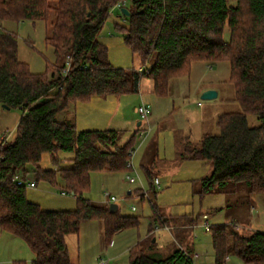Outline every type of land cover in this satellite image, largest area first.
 <instances>
[{"label": "trees", "instance_id": "16d2710c", "mask_svg": "<svg viewBox=\"0 0 264 264\" xmlns=\"http://www.w3.org/2000/svg\"><path fill=\"white\" fill-rule=\"evenodd\" d=\"M127 3L130 15L121 13L125 24H115V29L141 66L149 67L144 77L156 96L168 97L171 81L190 76L194 63L230 64L229 81L241 112L220 116L218 133L205 134L198 147L188 143L181 154L182 160L212 164L201 194L243 184L250 194L264 195V0H0V107L23 113L14 140L0 141V230L26 242L35 254L31 264H73L67 237L78 236L83 223L102 221L106 245L116 233L140 225L138 216L112 213L109 204L85 198L92 173L131 171L129 152L138 133L119 145V131H78L75 124L57 120L71 103L139 93L143 77L136 69L109 63L107 48L99 41L112 10ZM24 21L52 26L46 43L56 62L48 63L42 74L19 60L17 35L2 25ZM252 115L259 126H250ZM61 152L73 154L72 167H39L44 154L58 162ZM29 166L35 168L37 182L58 186L61 181L77 198V208L45 211L31 203L27 188L13 182L15 176L26 177ZM143 171L156 196L153 168ZM135 193L144 203L141 190ZM237 227L234 222L210 226L215 264H227L231 256L264 264V232L243 235ZM129 264L193 263L180 248L158 259L146 255L139 243L129 251Z\"/></svg>", "mask_w": 264, "mask_h": 264}, {"label": "rangeland", "instance_id": "374dc122", "mask_svg": "<svg viewBox=\"0 0 264 264\" xmlns=\"http://www.w3.org/2000/svg\"><path fill=\"white\" fill-rule=\"evenodd\" d=\"M129 6L127 3L125 8ZM121 13V8L116 7L112 10L100 33L99 41L107 48L106 59L114 67L125 70L138 69L141 66L140 60L125 44L122 34L115 29V24H125ZM2 25L8 32L17 35L19 60L28 65L31 72L42 74L46 71L48 63L56 62L54 49L46 43L47 34L52 32L51 24L46 26L43 21H24L20 23L3 22ZM228 36L229 33L226 32L225 37L228 38ZM211 65L212 69H209L208 63H194L190 76L171 81L168 97L156 96L150 91L151 84L148 78L141 79L143 99L151 106L149 122L153 131L139 148L140 137L138 136L133 164L144 183L146 180L144 168L152 167L154 174L159 177L160 188L158 194L154 196L155 208L144 202V215L141 209L132 210L133 206L140 208L141 199L135 193L136 189L140 188V182L130 184L126 179V174H91V189L85 198L94 204L101 205L107 200L105 194L109 193L116 197L117 202L114 204L119 205L121 215L141 216L143 219L139 229L135 228L125 232L126 242L118 244L116 241V248L119 245V248L123 249L130 243L138 242L139 238L145 239L143 236L147 233V216L157 217L162 223L161 226H165L166 223L170 226L175 223H182L185 226L187 225L185 223H196V226L192 227L194 235L192 247L196 253L202 255V260H198V264L202 261L215 264L212 236L205 229L206 223L212 226L234 222L238 225L237 230L243 235L258 229L264 231V195L250 194L248 187L243 184H229L220 193L201 194L202 181L211 174L212 164L181 159L184 147L188 143L192 147H198L205 134L219 132L217 121L220 116L241 112V107L235 99L234 85L229 81L230 64L215 62ZM198 82H200L201 89L207 86L214 87L219 92V96L213 100H203L201 98L203 93H193V87ZM121 98H124L125 104L128 105L126 109L122 107L119 112L116 111L117 97H111L108 101L93 98L92 103H89L90 100L78 102L79 110L76 112V117L79 123L77 128L107 127L105 125L110 114H116L118 123L121 122L123 116L128 123L121 122V124L110 126L122 131L118 144L123 145L135 131L137 121H140L137 110L141 105V97L137 94H128ZM101 114L103 116L105 114V118L98 121ZM22 115L19 109L6 110L0 107V141L4 135L9 141L14 140ZM248 121L251 127L261 124L255 115L249 116ZM69 157H73V154L61 152L57 157L58 162H55L51 154H44L39 167L52 170L57 167L71 166V162L67 160ZM63 191L66 190L61 181L58 186L38 182L37 188H27V199L45 211L76 209L77 198L70 194L63 196ZM129 191H133L134 194L129 196ZM157 215L161 216V219ZM98 226V221L83 223L78 236L67 237L68 254L73 264H78L79 260L80 264H100L102 259L105 260L106 255L99 250V238L104 239L102 235L104 233L102 229L101 232L99 231ZM158 234L161 238L156 236L158 240L155 244L151 243L153 239L149 241L152 249L143 244L145 254L150 257L166 258L178 248L179 244H186L178 239L177 231L172 228L170 232L160 230ZM34 255L23 239L0 230V264H30ZM230 259L231 262L227 264H248L235 256H231ZM127 261H129V254L122 259L120 264H126Z\"/></svg>", "mask_w": 264, "mask_h": 264}, {"label": "crops", "instance_id": "0c3cea01", "mask_svg": "<svg viewBox=\"0 0 264 264\" xmlns=\"http://www.w3.org/2000/svg\"><path fill=\"white\" fill-rule=\"evenodd\" d=\"M140 68H142V66H140L138 69H140ZM208 68L209 69H212V65L211 64H208ZM138 69H136V70H138ZM151 84V83H150ZM141 83H140V91H139V93H136L137 95H140V97H141V104L144 102V103H146L145 101H144V99H143V93L144 92H142L141 91ZM170 88H171V85H170ZM207 90H216L214 87H212V86H207V87H204V88H202L201 89V87H200V82H198V84L196 85V86H194L193 87V93H198V92H200L201 94L203 93V92H205V91H207ZM150 91L152 92V84L150 85ZM217 91V90H216ZM218 92V91H217ZM153 93V92H152ZM170 94V93H169ZM218 96H219V92H218ZM111 97H117V99L118 100H116V102H117V108H116V111H120L121 110V108L122 107H124L125 109H126V107H127V105L128 104H125L126 102H125V100H124V98H121V97H123V96H107V97H93V98H100V99H103V100H106V101H108V99H111ZM92 98V99H93ZM92 99L89 101V103H92ZM78 103V102H77ZM77 103H71L70 105H69V107H68V109H66L65 111H62L61 113H59L58 115H57V120L59 121V122H61V123H73V124H75L76 125V127H78L77 125H78V118L76 117V112L79 110V108H78V104ZM147 104V103H146ZM148 105H150V104H148ZM198 105L199 106H201V104L200 103H198ZM151 107V106H150ZM137 110V109H136ZM137 113H138V110H137ZM139 114V113H138ZM101 117L100 118H98L99 120L98 121H102L104 118H105V114H104V116L101 114L100 115ZM116 114H110V117L108 118V120H107V122H106V125L105 126H107V127H92V128H86V129H78V131H93V130H115V131H119V132H122L120 129H118V128H116V127H110L111 125H114V124H117L118 122H116V121H118V120H116ZM103 117V118H102ZM121 122H124V123H128V120L126 119V118H124L123 116H122V120H120ZM121 122H119L118 124H121ZM140 125H141V123H140V121H137V124H136V129H135V131L130 135V137L134 134V133H138L139 131H140ZM99 126V125H98ZM104 128V129H103ZM153 128V127H152ZM153 131V130H152ZM139 135V134H138ZM129 137V138H130ZM129 138H128V140H129ZM127 140V141H128ZM126 141V142H127ZM146 141V140H145ZM144 141V142H145ZM143 145V144H142ZM141 145V146H142ZM72 159V157H69V159H67V160H71ZM71 162V161H70ZM72 162H71V166H66V167H60V168H70V167H72ZM27 172H28V174L26 175L29 179H31V180H33V181H35L36 182V185L38 186V182L36 181V178H35V176H34V172H35V168L34 167H31V166H29L28 168H27ZM124 174H126V173H124ZM154 177L155 178H159L157 175H155L154 174ZM147 180V179H146ZM145 180V183H144V180L142 179V183H143V185H147L148 184V182ZM146 182H147V184H146ZM131 184V183H130ZM37 186H36V188H37ZM139 189V187L136 189V190H138ZM63 192H66V191H63ZM62 192V193H63ZM129 192H131V195H133L134 194V192L133 191H129ZM129 192H128V194H129ZM158 194V193H157ZM131 195H129V196H131ZM64 196V195H63ZM66 196H69V195H66ZM72 197H74V196H72ZM75 198V197H74ZM103 204H106V202H103ZM144 204L145 203H142L141 202V204H140V208H137V207H135V206H133V207H135L136 208V210L135 211H138V209H141V211H142V215H144V213H145V211H144ZM102 205V204H101ZM118 210H120V207H119V205H118ZM138 217H140V225L142 224V221H143V219H142V217L141 216H138ZM164 217V216H163ZM164 220H165V218H164ZM89 222H92V221H89ZM99 222V226L97 227L98 229H99V231L101 232V229H102V231H103V233H104V224H103V222L102 221H98ZM156 222L157 221H155V218L152 216H147V233H146V235H144L143 236V238H145V239H141V238H139L138 239V242H134V243H130L128 246H124V248L123 249H120L119 248V245H118V248H116V246H117V242H118V244H123L124 242H126V239H127V236H126V231L127 230H123V231H120V232H118V233H116L115 234V236H114V239L111 241V244L109 245V247H106V242H105V234H102L103 236H104V239L103 238H99V242H100V247H99V250H102L103 251V253L102 254H105L106 255V258H105V260H101V262H100V264L102 263V262H106L107 264H120V262L122 261V259L127 255V254H129V251L134 247V246H136L137 244H141L142 246H143V244H146L147 246H149V245H151V244H149V241L151 240V239H153V241H151V243L152 244H155L156 242H157V240H158V238H161L160 237V234H158L157 235V233L161 230V229H159L158 231H156L155 230V224H156ZM165 222H166V220H165ZM88 223V222H87ZM185 224H190V225H183L182 223H175V224H173L172 226H170V225H168L167 223H166V225L167 226H169V227H171L172 229H174L175 231H177V235L179 236V238L178 239H180L183 243H185L186 242V244H179V246H178V248L180 247V246H185V248H187V250L189 251V252H191V253H195V251H194V249H193V247H192V243L194 244V239H193V231H192V227L193 226H196L195 224L196 223H192L191 224V222H189V223H185ZM209 224V223H208ZM140 225H139V227H140ZM211 226V225H210ZM139 227L137 228V229H139ZM187 227V228H186ZM129 230H132V229H129ZM98 231V232H99ZM164 231H166V230H164ZM256 231H261V232H264V231H262V230H260V229H258V230H256ZM253 232H255V231H253ZM158 238H157V237ZM177 239V240H178ZM117 241V242H116ZM150 247V249H152L153 247L152 246H149ZM148 247V248H149ZM144 248V247H143ZM122 250V251H121ZM230 258V257H229ZM35 259V255H34V258H33V260ZM32 260V261H33ZM119 260H121L120 262H119ZM202 260V255H201V258L199 259V261H201ZM32 261H31V263H32ZM229 262H231V259L229 260ZM228 262V263H229ZM30 263V264H31ZM78 264H80V260H79V263ZM126 264H129V261H127V263ZM199 264H208L206 261H202L201 263H199Z\"/></svg>", "mask_w": 264, "mask_h": 264}, {"label": "built area", "instance_id": "2783aa9c", "mask_svg": "<svg viewBox=\"0 0 264 264\" xmlns=\"http://www.w3.org/2000/svg\"><path fill=\"white\" fill-rule=\"evenodd\" d=\"M117 8H120V5H118ZM1 29H2V27L0 26V31H1ZM68 70H69V68H68ZM137 73L139 74L140 78H142L145 75L149 74V67L147 65L142 66V68L137 70ZM138 113L140 116V123H141L140 131L138 132V134H139L138 136L140 137V143L138 145V148H139L144 143V141L147 139L149 134L152 132L153 128L151 127L150 122H149L150 113H151L150 105L143 102L138 108ZM2 140H4L5 142L9 141V139L6 135H4L2 137ZM136 151H137V148H134L129 152L130 161H129L128 166L130 167L131 171L126 173V179L131 184H135L137 181H139L140 182L139 190H141V193L143 194L145 202L149 203L153 208H155L156 206L154 205L153 193L150 191L149 187H146L145 185H143V183L141 181L140 174L134 168L133 160H134V157L136 155ZM13 182L16 183L18 186H25L26 188H30V189L36 188V186H37L35 181H33L27 177L20 176V175L15 176L13 178ZM153 185L155 188L154 190L158 193V190L160 188V181L158 178L154 179ZM69 194H70V196H74V194L71 192H63L62 193V195H64V196L69 195ZM105 196L107 199L106 204L111 205V204L117 202L116 197L112 196L111 194L106 193ZM132 210L135 211L136 208L132 207ZM159 218L161 219V216ZM162 222H163V220H162ZM161 224H162L161 221H159V219H158V221L155 224V230L156 231H158L159 229L166 230L168 232L171 231V228H169L166 224H165V226H161ZM205 229H206V231L209 232L210 225L208 223L205 224ZM179 248L192 260L193 264H198V260L201 258L200 254H198L196 252L190 254L187 251V249H185L181 246ZM229 260H230V258L227 257L226 262H229ZM101 264H107V263L102 262Z\"/></svg>", "mask_w": 264, "mask_h": 264}, {"label": "water", "instance_id": "95a60500", "mask_svg": "<svg viewBox=\"0 0 264 264\" xmlns=\"http://www.w3.org/2000/svg\"><path fill=\"white\" fill-rule=\"evenodd\" d=\"M122 13L123 14H125L126 16H129L130 15V12L128 11V9H126V8H123L122 10ZM218 97V92L216 91V90H207V91H205V92H203V94H202V96H201V98L203 99V100H213V99H216ZM4 109H6V110H10L11 108L9 107V106H7V105H3L2 106ZM128 195H131V192H129V194ZM110 211L112 212V213H115V212H117L118 211V205L117 204H111L110 205Z\"/></svg>", "mask_w": 264, "mask_h": 264}]
</instances>
